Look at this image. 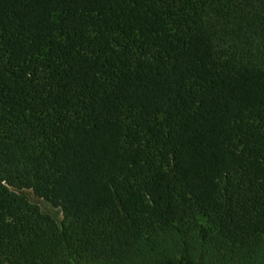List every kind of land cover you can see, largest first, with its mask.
Here are the masks:
<instances>
[{
    "label": "trees",
    "instance_id": "obj_1",
    "mask_svg": "<svg viewBox=\"0 0 264 264\" xmlns=\"http://www.w3.org/2000/svg\"><path fill=\"white\" fill-rule=\"evenodd\" d=\"M0 264H264V0H0Z\"/></svg>",
    "mask_w": 264,
    "mask_h": 264
},
{
    "label": "rangeland",
    "instance_id": "obj_2",
    "mask_svg": "<svg viewBox=\"0 0 264 264\" xmlns=\"http://www.w3.org/2000/svg\"><path fill=\"white\" fill-rule=\"evenodd\" d=\"M23 193L26 194L32 202L38 203L44 212L53 215L59 223L63 220V213L59 207L54 206L51 202L44 199L37 198L32 191L25 190Z\"/></svg>",
    "mask_w": 264,
    "mask_h": 264
}]
</instances>
